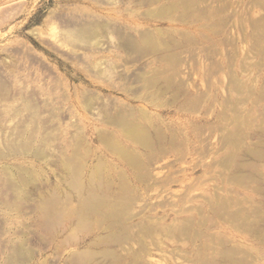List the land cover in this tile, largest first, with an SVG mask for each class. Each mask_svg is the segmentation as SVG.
Masks as SVG:
<instances>
[{"label": "rangeland", "instance_id": "obj_1", "mask_svg": "<svg viewBox=\"0 0 264 264\" xmlns=\"http://www.w3.org/2000/svg\"><path fill=\"white\" fill-rule=\"evenodd\" d=\"M181 1L0 2V264H264V0Z\"/></svg>", "mask_w": 264, "mask_h": 264}, {"label": "bare ground", "instance_id": "obj_2", "mask_svg": "<svg viewBox=\"0 0 264 264\" xmlns=\"http://www.w3.org/2000/svg\"><path fill=\"white\" fill-rule=\"evenodd\" d=\"M2 0H0V2H1ZM181 1V0H180ZM182 2V1H181ZM3 3V2H2ZM183 3V2H182ZM177 4V3H176ZM185 4V3H184ZM193 11H194V9H192ZM193 13V12H192ZM182 17V16H181ZM187 19V18H186ZM133 133V132H132ZM100 135V134H99ZM139 141H141V140H139ZM145 142L147 143L148 142V140H145ZM147 145H149V144H147ZM235 146H237V145H235ZM252 155V154H251ZM137 165H139V164H137ZM237 165V164H236ZM238 166V165H237ZM241 166V165H240ZM241 183V182H240ZM81 185V184H80ZM81 187H83V186H81ZM100 208H101V205H94L93 203H90V202H88L85 206H84V209H83V211H81L82 213H80V217L82 218V221H83V223L84 224H87V223H85V217L84 216H90L91 214H96L95 212L96 211H100ZM146 208V207H145ZM144 209V208H143ZM144 211H145V209H144ZM103 215V214H102ZM104 216L106 217V219L107 218H111V220L113 219V215H106V214H104ZM103 217V216H102ZM149 218V217H148ZM155 219V218H154ZM164 219V218H163ZM107 221V220H106ZM117 224V223H116ZM242 225V224H241ZM116 227V226H115ZM114 226H113V224H109V226H108V228H115ZM119 227H121V225L119 226ZM144 227V226H143ZM151 227V226H150ZM150 227H148V228H150ZM148 228H146V231H148ZM109 229V230H110ZM149 230H151V229H149ZM162 230V229H161ZM187 229H185V232H187L186 231ZM145 231V230H144ZM152 231H154V230H151V232ZM149 233H150V231H149ZM194 233V232H193ZM146 234V233H145ZM151 234V236H152V233H150ZM195 234H197L196 232H195ZM147 235H148V232H147ZM147 235H145L146 237H148ZM151 236H149V237H151ZM109 238H111L112 239V236H110ZM108 238V239H109ZM195 239V238H194ZM120 241H121V237H120V239H119ZM112 241H114V239L112 240ZM139 241V240H138ZM142 241V240H141ZM141 241H139V242H141ZM118 242V241H117ZM122 242V241H121ZM119 243V242H118ZM117 243V244H118ZM119 245H120V243H119ZM141 245H143L142 243H141ZM156 246V245H155ZM141 248V247H140ZM143 249L144 248H147L146 246L144 247H142ZM142 252H143V250H141ZM144 251H145V249H144ZM146 251H147V249H146ZM107 252H109V251H107ZM106 252V253H107ZM146 253V252H145ZM147 254V253H146ZM145 254V255H146ZM138 258V257H137ZM176 261V260H175ZM237 261H238V259H237ZM234 262H236V261H234ZM242 262V261H241ZM237 263V262H236ZM242 263H244V262H242ZM241 263V264H242ZM204 264H206V263H204ZM228 264V263H227ZM240 264V263H239Z\"/></svg>", "mask_w": 264, "mask_h": 264}]
</instances>
